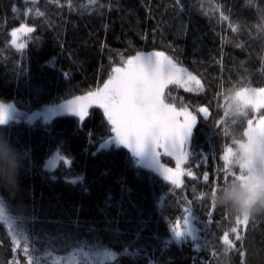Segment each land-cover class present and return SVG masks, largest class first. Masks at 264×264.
Here are the masks:
<instances>
[{"label":"trees","instance_id":"16d2710c","mask_svg":"<svg viewBox=\"0 0 264 264\" xmlns=\"http://www.w3.org/2000/svg\"><path fill=\"white\" fill-rule=\"evenodd\" d=\"M71 2L70 8L68 0H0L1 101L30 114L102 86L122 57L163 51L204 83L199 91L167 88L168 102L193 110L210 105L211 115L201 118L191 141L185 166L195 176L185 174L174 190L127 150H98L110 135L99 108L83 122L60 116L0 126V204L13 232L29 245L32 264H67L77 255L84 260L71 264H264V208L243 227L235 224L242 216L216 202L244 176L237 141H246L247 122L258 113L229 115L227 105L242 89L264 88V0H180L183 9L177 0ZM28 7L33 11L26 15ZM221 10L230 20L220 18ZM238 20L243 27L236 31L230 21ZM25 22L38 27L19 50L11 29ZM228 144L236 175L225 180L219 157ZM55 151L70 164L49 172L45 164ZM184 207L192 209L197 240H177L171 228ZM225 231L235 248H226ZM23 257L0 222V264H26Z\"/></svg>","mask_w":264,"mask_h":264},{"label":"snow or ice","instance_id":"6c2138e0","mask_svg":"<svg viewBox=\"0 0 264 264\" xmlns=\"http://www.w3.org/2000/svg\"><path fill=\"white\" fill-rule=\"evenodd\" d=\"M58 3L59 0H54ZM94 0H90V3ZM69 7H72L71 0H68ZM177 5L183 9L184 5L177 0ZM196 7V5H192ZM203 5H199L200 11ZM33 9L28 7L26 15L31 14ZM36 14L43 17L45 13L37 7ZM220 18L230 20L221 10ZM234 26L236 31L243 27L242 21H230V27ZM35 23H21L18 27L11 29L12 44L18 49H23L25 45L18 43V36L21 33H33L37 29ZM259 27V26H257ZM264 31V29H261ZM37 39H39L37 37ZM222 62V61H221ZM65 76L68 73H64ZM180 85L188 91H199L203 89L204 83L201 78L188 71L172 56L163 51L149 53L136 52L121 58V63H114L111 73L94 90H89L83 95H73L66 100L70 111L77 112L81 118H87L90 109L97 106L102 109L106 124L110 128V135L115 143L130 153V157L135 162L143 165L159 175L163 181L168 182L173 190L184 185V176H195V173L187 168L186 162L192 155L190 151L191 141L201 118L205 121L210 113V105L200 106L198 110H193L188 105L177 107L176 104L168 102L166 88L169 85ZM244 103L252 108L253 113L258 115L251 116L247 122L245 136L247 142L237 141L240 145L241 161L245 157H250L253 149L264 150V88H245L242 89ZM14 103L0 102V124H4L7 119L6 109ZM202 114V117H201ZM235 155L231 145L222 148L220 159L223 161L222 171L224 179L229 175L235 176L231 171L230 165L232 157ZM164 157L174 161V166L166 163ZM221 169L218 166V171ZM203 180H209V173L203 172ZM251 179V177H250ZM218 184H215L214 189ZM195 194V190H194ZM200 197L206 194L201 192ZM190 203V202H189ZM214 209L216 206L211 203ZM182 220L176 219L171 225L177 240L191 236L192 240H197L198 229L192 223L195 218L191 208L184 207ZM211 211H209V222L211 221ZM0 222H4L13 248L16 252L22 251L23 259L26 264H32L29 245L19 239L13 232L11 224L7 221L3 205L0 204ZM248 215L236 217L235 224H247ZM236 233L238 240L239 234L237 227L231 229ZM227 249L235 248V243L230 239L229 231H225L222 236ZM202 245L196 244L195 248L201 249ZM12 264H20V261L13 259ZM193 264H196L194 261Z\"/></svg>","mask_w":264,"mask_h":264},{"label":"rangeland","instance_id":"374dc122","mask_svg":"<svg viewBox=\"0 0 264 264\" xmlns=\"http://www.w3.org/2000/svg\"><path fill=\"white\" fill-rule=\"evenodd\" d=\"M31 33H21L18 36V43H23L26 47V43L24 38L28 36ZM12 44V42H11ZM16 49V45L12 44ZM24 47V48H25ZM23 48V49H24ZM21 50V49H19ZM180 87V85H169V87ZM166 88V90H167ZM165 90V91H166ZM5 103H14L11 107L6 109L7 112V119L4 124H0V126H5L11 123L15 122H28V123H35L36 121H42L44 123H50L53 119L60 117V116H74L77 117L80 122H83L86 118H81L77 112L70 111L69 106L66 104V101H63L58 104H52L49 106H46L43 109L32 111L30 114H24L16 105L15 102L10 101H1ZM92 108H98L97 106H93ZM91 108V109H92ZM90 109V110H91ZM252 110L250 106H246L244 103V97L242 94V91L236 92L230 96L228 105H227V112L228 114H232L234 112L243 113L246 110ZM102 110V109H101ZM247 142V139L246 141ZM111 148H121L119 145L115 143V141L108 137L106 140H104L100 146L98 147V150H109ZM240 148V145H239ZM242 155V154H241ZM61 163L70 164V160L65 158L59 151H55L51 157L46 161L45 169L49 172L55 171ZM241 167L244 170V176L241 178L242 183L247 187V189L250 192H261L264 193V150H261L259 148L253 149V152L250 157H245L242 161H240ZM138 164V163H137ZM140 167L145 168L143 165L138 164ZM251 177V179H250ZM77 181V180H76ZM243 217V216H242ZM250 218V216H248ZM248 224V223H247ZM247 224H241L243 227H246ZM75 257V256H74ZM84 255H77L75 258L68 257L65 259V262L67 264L73 263V261L78 260H84ZM64 259H57L54 262L59 263L62 261L63 263Z\"/></svg>","mask_w":264,"mask_h":264},{"label":"clouds","instance_id":"9594fccd","mask_svg":"<svg viewBox=\"0 0 264 264\" xmlns=\"http://www.w3.org/2000/svg\"><path fill=\"white\" fill-rule=\"evenodd\" d=\"M218 206L233 215L251 216L264 208V193L250 192L243 183L234 182L217 198Z\"/></svg>","mask_w":264,"mask_h":264}]
</instances>
